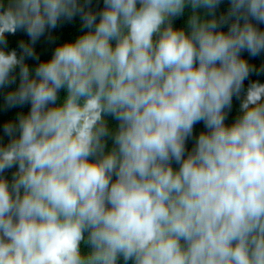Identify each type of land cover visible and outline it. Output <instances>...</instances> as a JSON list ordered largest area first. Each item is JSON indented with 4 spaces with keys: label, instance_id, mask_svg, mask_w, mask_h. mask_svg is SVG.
I'll return each instance as SVG.
<instances>
[{
    "label": "clouds",
    "instance_id": "clouds-1",
    "mask_svg": "<svg viewBox=\"0 0 264 264\" xmlns=\"http://www.w3.org/2000/svg\"><path fill=\"white\" fill-rule=\"evenodd\" d=\"M223 2L0 0V264H264V0Z\"/></svg>",
    "mask_w": 264,
    "mask_h": 264
},
{
    "label": "trees",
    "instance_id": "trees-1",
    "mask_svg": "<svg viewBox=\"0 0 264 264\" xmlns=\"http://www.w3.org/2000/svg\"><path fill=\"white\" fill-rule=\"evenodd\" d=\"M227 8H228L227 0H224V2L220 5L219 9L217 10V16L226 12ZM186 19H187V11H186L184 16L177 18L174 21L175 26L177 28L184 27L186 25ZM261 28L264 29V25H261ZM226 30L227 29L225 28V31ZM79 31H80L79 20L77 18V20L75 22L65 23L61 27H58L57 29L53 30L52 37H53L54 42L49 41L47 36L42 37L38 41V43L36 44V50L40 54L41 59L44 60V59L50 58L55 47L58 44H60L64 41L74 40L76 38L77 34L79 33ZM8 39H9V49H12V48L17 47V44L20 40H27L28 37L23 32H18L15 36L9 35ZM244 55H247V54L245 53ZM252 62L257 64V65L264 63V56L255 58L254 60H252ZM28 63L30 65L34 66V62L28 61ZM252 79L253 80L260 79L261 82L264 83V76H261V77L253 76ZM18 82L19 81L17 80V83ZM0 103H2V97H0ZM22 110L27 112L28 108L26 107ZM17 111H20V109H14V110L9 111V112L0 111V122H2L5 119H8L10 117H14ZM200 127L201 126H197V131L200 130ZM109 144L111 145V141H109ZM7 175L9 177V179H11V173L9 172ZM84 251L87 252L88 249L85 248ZM121 264H122V262H121Z\"/></svg>",
    "mask_w": 264,
    "mask_h": 264
}]
</instances>
